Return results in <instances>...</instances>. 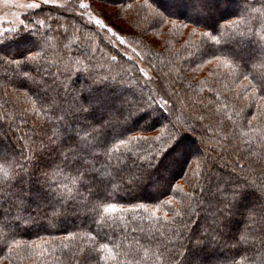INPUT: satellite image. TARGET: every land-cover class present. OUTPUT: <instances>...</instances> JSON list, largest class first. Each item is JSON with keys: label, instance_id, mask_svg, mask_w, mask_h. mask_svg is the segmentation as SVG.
I'll return each instance as SVG.
<instances>
[{"label": "trees", "instance_id": "obj_1", "mask_svg": "<svg viewBox=\"0 0 264 264\" xmlns=\"http://www.w3.org/2000/svg\"><path fill=\"white\" fill-rule=\"evenodd\" d=\"M94 1L118 9L152 77L75 5L24 15L37 38L24 31L0 45V264H264V0L202 12L192 0ZM35 49L30 67L6 62ZM23 71L36 83L20 86ZM82 92L100 102L72 117ZM109 110L134 113L111 159L93 161L95 172L65 165L84 120ZM173 124L179 161L170 149L150 177L132 178ZM53 189L73 198L61 203ZM109 203L118 210L105 213Z\"/></svg>", "mask_w": 264, "mask_h": 264}, {"label": "snow or ice", "instance_id": "obj_2", "mask_svg": "<svg viewBox=\"0 0 264 264\" xmlns=\"http://www.w3.org/2000/svg\"><path fill=\"white\" fill-rule=\"evenodd\" d=\"M44 2L48 3L49 0H44ZM216 2L217 0H192L193 11L194 12L206 11L208 10L207 6L209 4L216 3ZM28 7L37 8L39 7V5L32 3V4H29ZM90 7H91L90 3H80L79 4V8L83 10H87ZM93 21L95 25L99 26L100 28H105L107 32L112 33L114 37L116 36V33L113 31V29L106 26L104 20L89 17V22L91 23ZM157 22L162 23L163 22L162 17L159 18ZM35 23L37 25H43L44 21L38 20ZM5 31L13 32V35L11 37H5L3 39H0V45L5 43V41H7L8 39L24 31H30L37 38V34L36 32L33 31V29L28 28L25 30L23 21H21L20 30L6 29ZM204 35L208 36L209 33L205 32ZM216 39H217L216 36L214 35L211 36L212 41H216ZM118 42L120 44H123V37H119ZM37 48H40V41L36 49ZM36 49L29 50L27 55L23 57H20V58L12 57L10 60L6 62L10 64H15L17 67L21 69L26 68L25 67L26 65L27 67H30L31 63L36 61L40 57V51H36ZM113 59H115V57H113ZM0 62H5L3 61L2 56H0ZM26 81H31L33 84L36 83L34 78L29 75L28 71H23L20 86L28 87V84L26 83ZM261 89H264V81H261ZM82 95H83V92L80 93L76 97V99L73 101L74 107L69 112L70 116L77 117L79 116L80 113H88L92 110V108L96 104L100 102V101H94V100L85 101L82 98ZM132 116H134V113L131 110L127 112V115L124 114L123 116L118 114V112L114 113L112 110H109L105 118L100 121H96L93 119H85L82 128L78 129L76 132V136L78 139H77L75 146L69 150L71 153V159H69L68 156H65L63 163L69 167H71L72 165H77V164L81 165V167H83L84 165H92L91 168L88 170L93 171V172L97 171V169L95 168L93 164V161H98L102 156H107L111 159V154H112L114 145H113V148H110L109 144H111L113 141H115L116 139H118L119 137L125 134L123 129L129 123ZM114 120L116 121L115 124L113 123ZM145 124H147V122ZM172 126L174 129H176V131L173 133H170L168 137V141H165V143L156 150L157 155H153L145 163L136 164L137 175L134 177V179H140L141 177H150L151 171L155 169L157 165L160 164L161 158L164 157L166 153H169L170 149L175 148V151L172 152L169 157L170 161L172 163L179 161V159L183 155V152L185 151L184 146L177 147L178 141L183 133L179 128H177L175 124H173ZM117 127L120 128L119 132L116 131ZM81 131L84 132V136L82 137L80 136ZM130 139H135V137H131ZM157 139H159V137H157ZM125 143L126 141L124 139H119L120 145H124ZM41 147L43 148L44 146H41ZM121 160L122 158H117L118 165L121 163ZM133 163H135V161ZM81 167L75 168L76 176L72 180L74 187L76 185V181L84 175V172L81 170ZM169 187H171V185H169ZM50 194L53 196V198L58 199L59 202L65 203L73 198L74 192L70 190L67 194H65L61 192H56L55 189H53ZM236 195L237 193H233V196H236ZM138 207H144V205L141 204ZM117 210H118L117 205L115 203H109L103 208V211L105 213L116 212ZM100 247L101 249H105L108 246L107 244H101Z\"/></svg>", "mask_w": 264, "mask_h": 264}, {"label": "rangeland", "instance_id": "obj_3", "mask_svg": "<svg viewBox=\"0 0 264 264\" xmlns=\"http://www.w3.org/2000/svg\"><path fill=\"white\" fill-rule=\"evenodd\" d=\"M32 3L38 4L39 7H41L43 4L56 5L62 8L75 5L76 6L75 10L81 13L88 21H89V17L104 20L106 26L112 28L113 31L116 33L115 37L112 35V33L107 32L105 28H100L97 25L96 26L105 34L107 39L119 49V51H121L124 55L136 60L144 75L147 78L151 79L152 72L144 64L143 62L144 58L138 46H135V44L131 43L127 38L126 33L130 32L131 29H129L128 26L124 24L123 21L125 20H123L122 17H120V13L118 12V9L107 3L97 2L94 0L93 1L92 0H49L48 3H45L44 0H0V34L7 33L5 31L6 29H12V30L19 29L21 27V21H23V25H24V20H23L24 15L29 11H33L39 8V7L29 8L28 5ZM80 3H90L91 7L87 10L80 9L79 8ZM240 8H241L240 10L244 9V7L242 8V5L240 6ZM187 14L191 17L194 16L188 12ZM106 20L109 23H107ZM91 23L95 25L94 21ZM119 37H123V44H120L118 42ZM2 54L3 53H1V55ZM11 55H13V53ZM132 89L139 90L136 87H132ZM196 150H198V146L197 147L194 146L193 151ZM129 171L131 172V170ZM131 175H133L132 178L136 176L135 174H131Z\"/></svg>", "mask_w": 264, "mask_h": 264}]
</instances>
